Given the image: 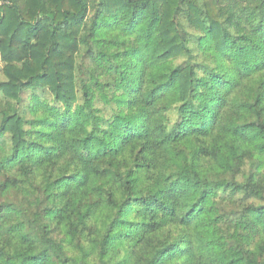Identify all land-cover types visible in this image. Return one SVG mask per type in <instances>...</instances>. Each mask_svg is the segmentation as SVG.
<instances>
[{"label":"trees","instance_id":"trees-1","mask_svg":"<svg viewBox=\"0 0 264 264\" xmlns=\"http://www.w3.org/2000/svg\"><path fill=\"white\" fill-rule=\"evenodd\" d=\"M0 264H264V0H0Z\"/></svg>","mask_w":264,"mask_h":264},{"label":"rangeland","instance_id":"rangeland-1","mask_svg":"<svg viewBox=\"0 0 264 264\" xmlns=\"http://www.w3.org/2000/svg\"><path fill=\"white\" fill-rule=\"evenodd\" d=\"M2 79V77L0 76V80Z\"/></svg>","mask_w":264,"mask_h":264}]
</instances>
